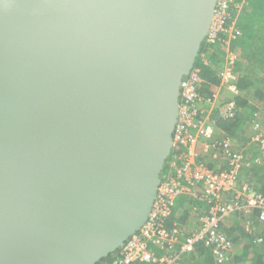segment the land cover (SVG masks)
I'll return each mask as SVG.
<instances>
[{
	"label": "water",
	"instance_id": "obj_1",
	"mask_svg": "<svg viewBox=\"0 0 264 264\" xmlns=\"http://www.w3.org/2000/svg\"><path fill=\"white\" fill-rule=\"evenodd\" d=\"M219 0H0V264H97L148 220Z\"/></svg>",
	"mask_w": 264,
	"mask_h": 264
},
{
	"label": "built area",
	"instance_id": "obj_2",
	"mask_svg": "<svg viewBox=\"0 0 264 264\" xmlns=\"http://www.w3.org/2000/svg\"><path fill=\"white\" fill-rule=\"evenodd\" d=\"M233 0H219L206 42L211 43L219 33L226 32L228 42L239 31L235 20L225 27L230 17ZM233 59L221 73L223 83L237 92L232 71ZM201 83L199 69L195 68L181 84L179 118L174 133L172 153L167 161L169 174L162 178L152 211L140 230L133 234L109 264H181L185 253L193 251L199 243L210 249L219 264L229 261L233 240L223 228L226 219L235 214L256 211L258 220L264 222V192L246 174L255 164L264 162V119L260 114L252 122L250 143L256 145V154L242 148L234 138L216 128L209 108L201 103L198 93ZM213 100L207 101L211 106ZM233 100L225 101L219 113L234 115ZM209 164H212L211 167ZM199 193L194 187L199 186ZM198 194L207 211L198 216L192 229L183 227L169 230L165 221L170 217L180 193ZM250 222L247 229L250 230ZM153 244L164 253L156 255L149 247Z\"/></svg>",
	"mask_w": 264,
	"mask_h": 264
},
{
	"label": "trees",
	"instance_id": "obj_3",
	"mask_svg": "<svg viewBox=\"0 0 264 264\" xmlns=\"http://www.w3.org/2000/svg\"><path fill=\"white\" fill-rule=\"evenodd\" d=\"M233 20L239 33L231 38L228 44L229 36L226 32L219 33L214 42L204 41L195 66L199 69L201 77L198 91L201 103L204 107L210 108V103L207 101L214 99L216 88L222 82L221 71L224 66L229 65L231 60L226 59L228 52H235L238 55L232 64L237 88V92L232 97L236 105L235 113L231 117H225L219 113L218 109H213L211 117L217 129L232 138L242 139L241 135L245 132L244 126L253 118L255 119L256 113L260 115L264 113V0H233L230 17L225 24L227 29ZM168 174L169 167L166 165L163 178H166ZM246 174L255 182L256 188L264 192V162L253 165ZM197 195L194 194L198 200V205H194V209L197 208L198 212L195 223L191 225L192 228L197 224L198 216L207 211ZM192 204L195 202L191 194L180 193L172 214L165 221L166 227L169 230L173 228L183 230V227L188 224L185 218L186 207ZM257 219L256 211L235 214L226 219L224 225L232 240L237 242L244 238L245 241L243 245H236L229 261L225 264H264V222ZM249 221L250 230L247 229ZM149 247L157 256L164 253L163 249L153 244H149ZM118 252L110 254L97 264H109ZM202 261L219 264L210 249L199 243L193 251L183 255L181 264H200Z\"/></svg>",
	"mask_w": 264,
	"mask_h": 264
},
{
	"label": "crops",
	"instance_id": "obj_4",
	"mask_svg": "<svg viewBox=\"0 0 264 264\" xmlns=\"http://www.w3.org/2000/svg\"><path fill=\"white\" fill-rule=\"evenodd\" d=\"M231 53H232V55L234 56V60H236L237 59V54L235 53V52H228V54H227V57H226V59H233V57H231ZM239 54V53H238ZM240 55V54H239ZM226 61V60H225ZM225 65H226V63H225ZM225 67L226 66H224L223 67V70L221 71V73L224 71V69H225ZM233 94L234 93H232V91L227 87V85L225 84V83H223V81L221 82V84L216 88V91H215V96H214V99H213V101H212V103H211V106H216V108H214V109H218V108H220V106L225 102V101H228L229 99L230 100H232V97H233ZM229 97V98H228ZM224 98H227V100L226 99H224ZM210 106V107H211ZM211 114H212V112H211ZM256 114H259V113H256ZM263 115H264V113H262ZM255 119H256V117H255ZM253 120H254V118L252 119V121L250 122V123H248V124H246L245 126H244V129H245V132L241 135V136H243L242 137V139H240V140H242V141H240V142H238V141H236L237 139H235V141L237 142V144L239 145V146H241L242 148H248L249 149V151L250 152H256L257 150H256V145H253V144H251L250 143V139H249V137H250V135H251V133H252V131H253V127H252V122H253ZM201 189V187H200V185L199 186H196V187H194V190H200ZM189 194H191L192 196H193V200H194V202H195V204H192V205H189V206H187L186 207V219L188 220V224H187V226H185V227H187V228H190V229H192V224H194L195 223V220H196V217H197V212H198V210H197V208H195L194 209V205H198V200L196 199V197L194 196V192H191V191H187ZM258 220V219H257ZM250 222V221H249ZM225 221H224V223H223V228L225 229V231L227 232V230H226V228H225ZM191 227H190V226ZM251 226V225H250ZM251 228V227H250ZM228 233V232H227ZM232 239V238H231ZM244 238L243 239H239L237 242L236 241H233V251L235 250V248H236V245H243L244 244ZM232 251V252H233ZM231 252V253H232Z\"/></svg>",
	"mask_w": 264,
	"mask_h": 264
},
{
	"label": "rangeland",
	"instance_id": "obj_5",
	"mask_svg": "<svg viewBox=\"0 0 264 264\" xmlns=\"http://www.w3.org/2000/svg\"><path fill=\"white\" fill-rule=\"evenodd\" d=\"M228 98H229V97H228ZM224 99L227 100V98H224ZM214 108H216L215 105H214V106H211V107L209 108V112H212V110H213ZM259 119H260V121H262V120L264 119V115H260V116H259ZM236 141L240 142V141H242V140L237 139ZM208 262H209V261H208ZM208 262H207V261H202L200 264H210V263H208Z\"/></svg>",
	"mask_w": 264,
	"mask_h": 264
}]
</instances>
